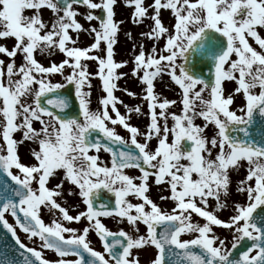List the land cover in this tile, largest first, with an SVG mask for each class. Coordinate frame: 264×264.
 <instances>
[{"label":"snow or ice","instance_id":"6c2138e0","mask_svg":"<svg viewBox=\"0 0 264 264\" xmlns=\"http://www.w3.org/2000/svg\"><path fill=\"white\" fill-rule=\"evenodd\" d=\"M0 227V264H264V0H0Z\"/></svg>","mask_w":264,"mask_h":264},{"label":"rangeland","instance_id":"374dc122","mask_svg":"<svg viewBox=\"0 0 264 264\" xmlns=\"http://www.w3.org/2000/svg\"><path fill=\"white\" fill-rule=\"evenodd\" d=\"M124 14L126 15V13H124ZM120 17H121V9H120V8H117V18L119 19ZM82 39H83V37H82ZM118 51L120 52V54L116 57L117 60H119V59H121V58H127V56H125V55L123 54L122 46H118ZM123 70H124V71H128L129 69H128V68H125V69H123ZM61 80H62V78L59 77V76H56V77L54 78V82L61 81ZM98 83H99V81H97V80H94V81H93V85H94V91H93V96H92V107H93V108L96 107L97 96L101 94V93H98L97 91H95V86H96ZM119 85H120L121 87H128V88H130L131 90H133V91H135V92H137V93L140 91V88L138 87L137 83H136L134 80H129L127 83H125L124 80H121V81H119ZM230 87H231V85H230ZM158 90H159V89H158ZM116 95H117L118 97H120L122 100H124V102L127 103V104H129V105H135V104L139 103L138 100H136V99H132V98L126 96V95H125L123 92H121V91H117V92H116ZM165 95H167L169 98H176L175 95H174L173 93H171V92H165ZM237 103L239 104V100L237 101ZM118 107H120V110H121V112L123 113V112H124V108H123L122 106H119V105H118ZM173 110H176V109L173 108ZM145 122H146V119H145V118H141V119H139V120H136V119L133 120V123L138 124V125H140L141 127H143V125H144ZM118 131L120 132L121 135L127 136V133H126L124 130L118 128ZM153 144H155V141H153ZM21 154H22V157L25 159V162H27V161H28V157L24 154L23 150H22ZM101 157H102L103 159H105V160H108V159H109V154H108V153H103V152H102V153H101ZM152 196H153V199L156 198L155 190H153V192H152ZM243 199H244V198L241 197V196H239V195H234V196L232 197V200H234V201H240V202H242ZM231 202H232V201H229V203H231ZM77 203H78V201H77ZM83 207H84V206L81 204V205H79V208H77L76 210H72V209H70L71 214L75 215V214H76V211L83 209ZM162 207H164L165 209H167V208H168V205H167V204H162ZM232 211H233L232 208H228V209L223 210V211H221L220 213H218V215H220V217H221L222 219H225V220H226V219H228V217L232 214ZM43 218L45 219V222H46V223H47V222H50V216H49V215L44 214V215H43ZM9 220H10V222H11V221H12V218L9 217ZM201 222H202V221H201ZM104 223H105L109 228H111V229H113V230H116L118 227H124V228H127V225H126V224H118L116 221H114V220H112V219H109V218H104ZM66 226L74 227V228L80 229V228H82V227L84 226V224H83V222H81V223H71V224H66ZM141 227H142V230H143V226H141ZM17 232L20 233V235H21V236H20V239H21L22 241H24V242H25L27 245H29L30 247H38V246H39V243H40V242H39L38 239L36 240V242H35V244H34L33 241H29V240L27 239L26 235L24 236V234H22L18 229H17ZM216 232H217V234L220 235L221 237L229 236V234H228L224 229H222V228H217V229H216ZM65 235H68V234H65ZM182 238L187 239V238H190V236L185 235V236H183ZM89 239H90V241H91V246H92L94 249H96V250L99 251V245H100V242H99L98 238L95 236V234H94V233H90V235H89ZM229 239H230V236H229ZM229 246H230V245H229ZM44 255L46 256V258H48V259H50V260H54V259L57 258L56 255H55L52 251H50V250H45V251H44ZM149 255H150V253H149ZM147 258H148L147 255L142 256V260H145V261H146ZM66 259H68V260L71 261V260H75L76 258L73 257V256H68V257H66Z\"/></svg>","mask_w":264,"mask_h":264},{"label":"water","instance_id":"95a60500","mask_svg":"<svg viewBox=\"0 0 264 264\" xmlns=\"http://www.w3.org/2000/svg\"><path fill=\"white\" fill-rule=\"evenodd\" d=\"M238 250H242V249H238ZM0 251H4V252L11 251L13 255L22 259V257H19V253L16 252L14 249V240H12L10 236L5 235V230H3L2 227H0Z\"/></svg>","mask_w":264,"mask_h":264},{"label":"flooded vegetation","instance_id":"af4514ba","mask_svg":"<svg viewBox=\"0 0 264 264\" xmlns=\"http://www.w3.org/2000/svg\"><path fill=\"white\" fill-rule=\"evenodd\" d=\"M22 234H24V236L26 235L25 233H23L20 229H18ZM18 235L19 236H21L20 235V233H18ZM30 241V240H29ZM100 242V241H99ZM29 246V245H28ZM99 251H103V248H102V245H101V243H100V245H99Z\"/></svg>","mask_w":264,"mask_h":264}]
</instances>
